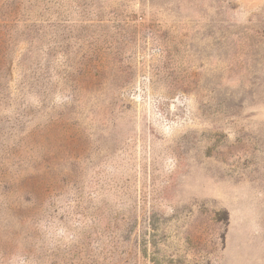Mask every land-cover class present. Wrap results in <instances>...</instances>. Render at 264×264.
<instances>
[{"label":"rangeland","instance_id":"374dc122","mask_svg":"<svg viewBox=\"0 0 264 264\" xmlns=\"http://www.w3.org/2000/svg\"><path fill=\"white\" fill-rule=\"evenodd\" d=\"M0 264H264V0H0Z\"/></svg>","mask_w":264,"mask_h":264}]
</instances>
